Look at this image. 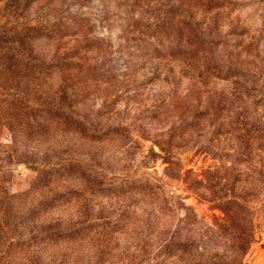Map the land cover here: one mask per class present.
I'll list each match as a JSON object with an SVG mask.
<instances>
[{"label": "rangeland", "instance_id": "obj_1", "mask_svg": "<svg viewBox=\"0 0 264 264\" xmlns=\"http://www.w3.org/2000/svg\"><path fill=\"white\" fill-rule=\"evenodd\" d=\"M158 1L167 0H13L18 11L10 21L17 31L38 27L37 21L52 30L39 36L33 31L31 38L22 35L23 39L15 41L14 52L0 50V58L12 55L60 65L62 71H55L53 79L44 82V93L54 95L66 89L81 115L97 129L113 131L99 143L51 133L30 147L40 154L63 157L64 162L98 165L121 179L127 173L144 174L138 168L142 153L161 144L180 160L171 167L158 159L149 170L154 184L173 197V214L161 224L182 222L184 227L183 220L191 213L200 224L187 228L193 230L194 237H202L209 227L228 225L222 210L244 215L234 203L239 201L249 209L246 218L252 221L247 252L217 249L211 254L227 264H264V149L256 142L244 162L214 159L242 147L224 126L228 115L225 101L231 98L234 85L201 73L192 66L195 61L189 51L168 52L161 21L145 12ZM213 1L221 8L206 12V7L194 8L193 0H174L166 15L170 30H166L169 24L165 25V32L176 33L180 22L184 23L182 29L191 30L190 21L197 22L208 38L219 33L216 49L225 51L234 62L249 64L264 59V0ZM7 2L10 0H0V30L8 21L3 14ZM156 16L162 19L163 14ZM149 36L153 37L147 39ZM138 38L145 42H136ZM215 55L220 56L218 52ZM214 124L219 125V136L212 131ZM198 144L212 152L197 154L194 147ZM206 175L213 180H206ZM33 177L17 166L12 173H0V184L21 192ZM90 203L93 217L112 216L125 206L122 201L107 199H91ZM147 216L145 208H138L136 224L145 230ZM244 236L236 227L230 240L237 244Z\"/></svg>", "mask_w": 264, "mask_h": 264}, {"label": "trees", "instance_id": "obj_2", "mask_svg": "<svg viewBox=\"0 0 264 264\" xmlns=\"http://www.w3.org/2000/svg\"><path fill=\"white\" fill-rule=\"evenodd\" d=\"M14 2H7L3 10L8 18L0 30V50L4 54L14 52L18 46L15 41L22 35L31 38L33 31L39 36L52 30L37 21L38 27H24L25 34L17 31L10 21L18 11ZM193 3L194 8L206 7V12L221 8L213 0ZM173 4L174 0L158 1L145 12L153 13L163 27L169 24L168 30L166 15ZM161 14L162 19L156 16ZM183 24L180 22L172 35L161 27L168 52L189 51L195 61L192 66L200 68L201 73L234 85L231 98L225 101L228 115L224 126L237 136L242 147L232 154L215 155L214 159L248 161L256 142L264 149V59L238 64L225 51L216 49L221 38L218 32L208 38L199 23L190 21L191 30L182 29ZM136 42L145 41L138 38ZM57 70L62 71V67L56 63L12 55L0 58V173H12L22 166L34 176L21 192L0 184V264H227L211 253L217 249L247 252L252 221L246 218L249 209L239 201L234 203L244 215L222 210L228 225L209 227L202 237H194L190 233L193 230L187 228L200 224L191 213L183 220L184 227L182 222L161 224L163 218L168 220L173 214V197L154 184L149 170L158 159L171 167L180 162L161 144H157L158 149L152 146L142 153L138 168L144 174L127 173L121 179L113 178L98 165L78 160L64 162L63 157L40 154L31 148L30 144L43 141L51 133L72 134L94 143L105 141L113 133L110 128L97 129L81 115L66 89L54 95L44 93V82L53 79ZM212 131L219 136V125L214 124ZM194 148L197 154L212 152L203 144ZM211 177L206 175V180H213ZM91 199L122 201L125 206L112 216L93 217ZM138 208L148 213L147 230L136 224ZM236 227L246 234L237 244L230 240ZM130 234V241L125 240Z\"/></svg>", "mask_w": 264, "mask_h": 264}]
</instances>
